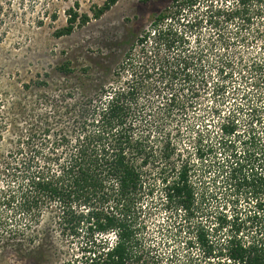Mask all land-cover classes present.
Listing matches in <instances>:
<instances>
[{"label": "trees", "instance_id": "1", "mask_svg": "<svg viewBox=\"0 0 264 264\" xmlns=\"http://www.w3.org/2000/svg\"><path fill=\"white\" fill-rule=\"evenodd\" d=\"M201 1L207 4L204 20L235 35L220 40L223 49L238 42L248 44L250 37L244 32L253 29L254 19H258L257 36L252 40H262L264 55V0H173L140 38L138 48L127 55L117 85L102 86L98 94L87 99L73 100L72 95L65 94L61 104L55 105V124L50 121L52 117L41 118L43 126L32 129L25 141H20L19 155L11 154L14 160L6 164V169L17 182L0 196V204H16L14 210L28 221L25 229L10 230L11 235L25 239L53 210L59 227L77 230L87 223L89 231L101 236L90 247L87 243L85 249L91 256L83 264H167L146 236L143 202L151 192L146 190L144 178L149 165L162 161L164 207L177 215L179 210L184 211L182 220L195 214L201 193L193 181L194 164L180 155L173 159L176 150L171 147L172 129L168 127L187 117L202 93L201 84L194 78H205L204 69L210 60L204 59L205 48L192 47L186 30L192 23L187 20L186 8ZM116 2L110 0L97 16ZM80 19L86 23L89 17L85 14ZM77 20V14H72L57 35L71 34ZM263 58L255 63L261 76ZM232 59L220 60L219 74H229ZM240 61L244 62L243 58ZM226 88L217 79L211 92L214 102L219 98L226 101ZM248 108L250 127L241 136V155L232 140L238 127L235 110L221 117L216 145L226 154L225 162H219L222 173H227L230 181L237 179L235 186L251 189L257 199L252 217L259 220V225L248 238H233L228 246L217 249L210 232L200 228L195 239L204 258L214 264H264V143L254 126L261 110L251 104ZM26 149L28 157L24 155ZM215 150L217 147L210 148L211 152ZM230 181L227 183L232 185ZM6 224L8 221L0 218V244L5 242ZM38 233L30 234L31 244L39 242Z\"/></svg>", "mask_w": 264, "mask_h": 264}, {"label": "rangeland", "instance_id": "2", "mask_svg": "<svg viewBox=\"0 0 264 264\" xmlns=\"http://www.w3.org/2000/svg\"><path fill=\"white\" fill-rule=\"evenodd\" d=\"M109 1L0 0V196L17 182L6 164L13 159L11 154L19 155L20 141H25L32 129L43 126L41 118L52 117L50 121L55 124V105L61 104L65 94L72 95L73 100L87 99L98 94L102 86L117 85L116 78H122L118 73L127 55L138 48L140 38L152 28L156 17L173 4V0H117L98 17ZM206 6L201 1L191 9L186 8L187 20L192 21L186 27L189 41L194 49L205 48L204 59L210 60L204 69L205 78L202 73V78H194L201 84L202 93L188 116L180 119L179 126L168 127L172 129L171 147L176 150L173 159L180 155L194 164L193 181L201 193L195 214L182 220L186 217L184 211L179 210L177 215L164 207L162 161L149 165L144 178L146 190L151 192L143 202L146 236L155 253L162 255L167 264L215 263L204 258L197 244L195 235L200 228L210 232L217 249L228 246L233 238H248L259 225V220L252 217L257 199L251 189L235 186L237 179L230 181L228 174L222 173L219 162H225L226 154L216 145V137L221 134V117L235 110L238 127L232 140L236 142L238 156L241 155L244 151L241 136L250 127L249 104L261 110L254 126L264 143V76L255 67L264 55L260 48L262 40H252L257 36L259 20L254 19L253 29L244 32L250 37L248 44L238 42L223 49L220 40L235 35L229 34L230 29L204 20ZM70 13L78 16L73 32L57 35L68 25ZM85 14L89 19L83 23L80 18ZM226 58H233V63L227 69L229 74L221 75L218 66ZM217 79L227 86L225 102L219 98L216 103L211 98ZM240 106L241 110H237ZM212 146L217 150L211 152ZM198 148L203 151L198 152ZM29 153L26 149L25 157ZM14 206L0 204V218L8 221L3 226L6 232L5 242L0 244V264H83L91 256L85 249L87 243L90 247L95 239H101L97 232L87 229V223L77 230L59 227L58 215L49 210L40 226L31 232H39V242L33 245L29 242L31 233L25 239L9 233L16 227L23 230L28 224ZM215 258L217 262L218 257Z\"/></svg>", "mask_w": 264, "mask_h": 264}]
</instances>
